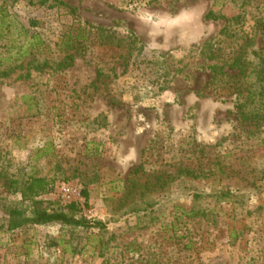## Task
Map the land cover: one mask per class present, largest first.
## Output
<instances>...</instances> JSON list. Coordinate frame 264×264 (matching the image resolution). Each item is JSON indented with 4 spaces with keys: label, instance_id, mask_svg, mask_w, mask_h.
Returning <instances> with one entry per match:
<instances>
[{
    "label": "rangeland",
    "instance_id": "1",
    "mask_svg": "<svg viewBox=\"0 0 264 264\" xmlns=\"http://www.w3.org/2000/svg\"><path fill=\"white\" fill-rule=\"evenodd\" d=\"M3 8L45 41L41 63L58 61L55 43L68 32L85 38L68 69L39 71L27 57L0 78V264H264V96L247 93L260 89L251 52L264 53V0H0ZM209 11L231 19L225 31ZM236 56L244 72L229 67ZM235 73L240 97L221 89ZM245 101L248 119L237 113ZM32 174L53 185L42 206L66 212L58 188L72 185L76 216L104 228L8 229L1 206L21 197L5 180Z\"/></svg>",
    "mask_w": 264,
    "mask_h": 264
},
{
    "label": "trees",
    "instance_id": "2",
    "mask_svg": "<svg viewBox=\"0 0 264 264\" xmlns=\"http://www.w3.org/2000/svg\"><path fill=\"white\" fill-rule=\"evenodd\" d=\"M46 0H41V3ZM73 11V10H72ZM207 19H224L225 27L224 31L228 28L231 19L226 18L223 15H216L214 12L209 11L206 16ZM29 25L35 27L37 24L34 21H30ZM257 28L264 35V23H258ZM89 32V31H88ZM85 37L80 32L79 28L68 32V34L55 43V47L60 53V58L57 62H53L55 70L63 71L73 66L75 61V52L79 49L82 41ZM0 42L2 50H0V78H7L11 76L18 69L22 68L23 61L27 57H31V60L27 62V66L32 65L34 69L39 71L46 67H52V63L47 60L39 62L37 60L38 55L44 54L46 49H49L45 41L36 32H30L29 28H26L5 8L0 10ZM208 45L206 42L205 46ZM256 58L257 62L253 66V71L256 74L257 80L260 83V89L254 92L248 91V100L252 102L256 96L261 98L264 96V53L262 51L251 52ZM230 68H236L239 72H244L246 68L240 63V56H236L232 59ZM212 71V81H215L217 76L221 73V67L214 64L210 67ZM223 74V73H222ZM224 75V74H223ZM232 78H236L235 81L227 82L229 86H222V91L227 95L236 94L237 97L242 95V89L239 86H235L237 83L240 84V74L235 73L233 76L226 74ZM26 78L29 77V72L24 75ZM221 93H219L220 95ZM247 100V101H248ZM246 101L241 102L237 105L238 114L243 119H248V114L245 112ZM141 171L140 167L133 169L129 175L131 180V190L137 187L136 181L131 179ZM5 185L9 190L19 193L21 197L20 203L17 204H6L3 203L1 206L2 211L7 215V227L8 229H16L26 225H45V224H63L82 229H93L98 228L99 230L104 228V224L101 221H91L86 219L84 216H76V208L78 203L71 201L66 204V212L63 210H51L42 206L39 197L43 194L50 192L53 189L52 182L46 177L30 175L26 178H9L5 180ZM142 195V194H140ZM222 197L231 195L230 192H224L221 194ZM81 197L84 198L85 202L88 198L87 191L82 190ZM27 203V206H25Z\"/></svg>",
    "mask_w": 264,
    "mask_h": 264
},
{
    "label": "built area",
    "instance_id": "3",
    "mask_svg": "<svg viewBox=\"0 0 264 264\" xmlns=\"http://www.w3.org/2000/svg\"><path fill=\"white\" fill-rule=\"evenodd\" d=\"M59 195L62 200L70 202L77 199L78 194L72 185L69 184H60L58 188Z\"/></svg>",
    "mask_w": 264,
    "mask_h": 264
}]
</instances>
